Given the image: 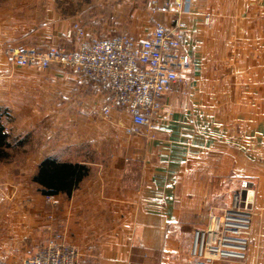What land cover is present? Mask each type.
I'll return each mask as SVG.
<instances>
[{
    "label": "crops",
    "instance_id": "crops-1",
    "mask_svg": "<svg viewBox=\"0 0 264 264\" xmlns=\"http://www.w3.org/2000/svg\"><path fill=\"white\" fill-rule=\"evenodd\" d=\"M79 2L0 0V123L54 124L59 151L49 154L48 134L39 154H0V264H21L52 238L74 246L78 264H195L194 230L245 186L255 210L246 258L213 264H264V0H191L183 50L192 69L164 97L170 117L157 119L168 132L136 135L116 123H128L116 107L98 116L111 97L99 82L59 65L15 67L6 53L13 42L72 48ZM43 157L89 168L57 205L33 180Z\"/></svg>",
    "mask_w": 264,
    "mask_h": 264
},
{
    "label": "built area",
    "instance_id": "built-area-1",
    "mask_svg": "<svg viewBox=\"0 0 264 264\" xmlns=\"http://www.w3.org/2000/svg\"><path fill=\"white\" fill-rule=\"evenodd\" d=\"M152 14H166L171 22H156L144 38L120 34L110 38H92L79 22H72L66 38L72 48L49 46L45 49L9 45L6 53L19 68L47 70L53 65L95 80L110 93V101L101 105L98 115L109 120L114 107L127 116L117 119L127 135L164 131L157 119H168L162 112L164 97L175 83L187 84L192 69L183 50L191 0H146ZM208 23V16L205 17ZM4 128L3 133H7ZM49 205L59 204L57 195H45ZM255 214L254 189L245 186L234 194V203L221 214L211 213L204 228L193 232L190 256L195 264L246 258L251 221ZM77 249L64 239L52 238L21 264H78Z\"/></svg>",
    "mask_w": 264,
    "mask_h": 264
},
{
    "label": "rangeland",
    "instance_id": "rangeland-1",
    "mask_svg": "<svg viewBox=\"0 0 264 264\" xmlns=\"http://www.w3.org/2000/svg\"><path fill=\"white\" fill-rule=\"evenodd\" d=\"M145 2L146 0H80L78 4L74 5V10L79 18L71 20V23H81L86 31L88 30V36L92 38H110L126 34L141 39L147 35L158 21L156 15H152L147 10ZM69 43L72 44L71 42ZM12 45L36 47L21 42H13ZM63 47L67 46L63 45ZM34 69L43 73L47 71ZM65 71L72 73L66 69ZM64 119L66 122L68 121L67 116ZM79 122H83L82 118H80ZM8 128L7 133L11 146L6 151H3L8 155H16L23 158L30 154H39L41 150H46L44 146H41V143L45 138L44 136L47 137L48 134L51 136L47 139L49 142V148H47L49 154L57 156L59 153L55 145H52L56 142L55 136L57 134L56 125L54 124H50V128L48 126L46 130L39 127L28 129L23 121H19V123ZM19 161L24 164V159Z\"/></svg>",
    "mask_w": 264,
    "mask_h": 264
},
{
    "label": "trees",
    "instance_id": "trees-1",
    "mask_svg": "<svg viewBox=\"0 0 264 264\" xmlns=\"http://www.w3.org/2000/svg\"><path fill=\"white\" fill-rule=\"evenodd\" d=\"M4 125L0 123V154L9 147L8 133H3ZM89 168L84 164L58 162L44 157L38 164L33 176L34 182L40 186V193L69 195L78 183L88 174Z\"/></svg>",
    "mask_w": 264,
    "mask_h": 264
}]
</instances>
